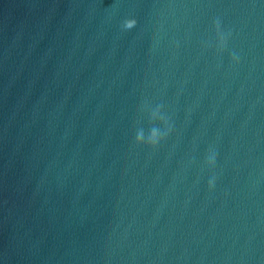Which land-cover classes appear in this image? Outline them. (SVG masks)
Segmentation results:
<instances>
[{
  "label": "water",
  "instance_id": "water-1",
  "mask_svg": "<svg viewBox=\"0 0 264 264\" xmlns=\"http://www.w3.org/2000/svg\"><path fill=\"white\" fill-rule=\"evenodd\" d=\"M0 264H264V0H0Z\"/></svg>",
  "mask_w": 264,
  "mask_h": 264
},
{
  "label": "clouds",
  "instance_id": "clouds-1",
  "mask_svg": "<svg viewBox=\"0 0 264 264\" xmlns=\"http://www.w3.org/2000/svg\"><path fill=\"white\" fill-rule=\"evenodd\" d=\"M127 26H129V27H130L131 25H130V24H128ZM153 142H155V141H153Z\"/></svg>",
  "mask_w": 264,
  "mask_h": 264
}]
</instances>
